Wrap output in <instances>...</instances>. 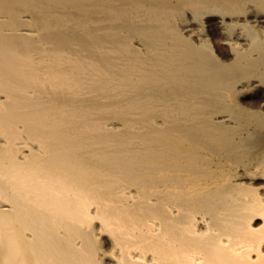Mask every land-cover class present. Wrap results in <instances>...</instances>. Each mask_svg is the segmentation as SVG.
Wrapping results in <instances>:
<instances>
[{
    "label": "bare ground",
    "instance_id": "bare-ground-1",
    "mask_svg": "<svg viewBox=\"0 0 264 264\" xmlns=\"http://www.w3.org/2000/svg\"><path fill=\"white\" fill-rule=\"evenodd\" d=\"M0 264H264V0H0Z\"/></svg>",
    "mask_w": 264,
    "mask_h": 264
}]
</instances>
